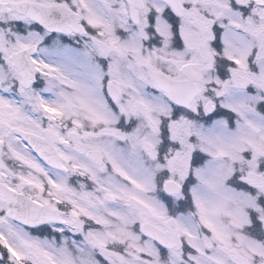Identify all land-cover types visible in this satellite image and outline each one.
Listing matches in <instances>:
<instances>
[{
  "label": "snow or ice",
  "instance_id": "obj_1",
  "mask_svg": "<svg viewBox=\"0 0 264 264\" xmlns=\"http://www.w3.org/2000/svg\"><path fill=\"white\" fill-rule=\"evenodd\" d=\"M0 264H264V0H0Z\"/></svg>",
  "mask_w": 264,
  "mask_h": 264
}]
</instances>
